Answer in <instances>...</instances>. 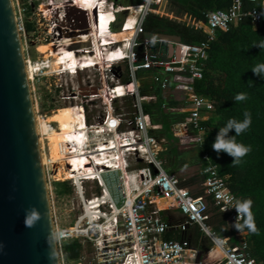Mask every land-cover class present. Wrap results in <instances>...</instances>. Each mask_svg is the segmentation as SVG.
Here are the masks:
<instances>
[{"label": "built area", "instance_id": "2783aa9c", "mask_svg": "<svg viewBox=\"0 0 264 264\" xmlns=\"http://www.w3.org/2000/svg\"><path fill=\"white\" fill-rule=\"evenodd\" d=\"M77 1L16 0L15 9L20 32H25L26 13L31 12V8L34 11L37 2L42 13L40 19L43 17L47 25L41 38L48 47L44 52L46 58L41 63L31 64L25 57L28 76H73L70 71L65 70V65L58 71H53V62L48 60V56L53 57V49L49 46L55 41L63 45L67 40L76 41L85 35H91L93 25L96 29V23L90 22L89 16L76 4ZM165 1L169 3V0H141L124 7L117 0H98L102 9L109 8L115 14L111 25L109 24L108 33L98 39L100 49L104 53H111L115 48L120 51L123 47L125 53L120 51L121 59L111 61L109 57L105 61L104 77L98 65H93L87 70L80 68L76 75L93 70L98 72L99 79L80 83L62 96L64 100H74L76 107L82 109L84 129L77 130L79 133L75 136V153L97 150L100 152L103 151L102 147L110 146L109 150H113L107 160L111 161L110 167L105 161L102 167L98 168L96 177L92 176L90 180L80 179L78 182L65 179L67 171L61 169L57 172V176L60 173L61 178L58 180L50 169L52 156L50 153L47 155L42 147L43 140L47 139V129L54 127L53 123H49L47 115L44 114V123L41 126V120L36 116L44 172L50 185L49 192L53 193L52 180L71 182L80 208V214L67 227H59L53 216L60 264H202L201 256L199 262L197 261L199 249L193 247L189 239L164 238L170 229L185 233L195 226L210 242V247L205 253L212 257V264H259L250 255L246 228L243 232H238L232 227L239 215L235 209L238 201L227 182L222 180L217 165L212 163L210 157L205 154L198 162V193L195 188L183 184V176L166 170L167 162L162 154L168 150V141L151 134L162 127L154 125L142 108L143 102L156 101V97L141 95L142 87L138 78L139 71H148L152 73L153 86L168 90L171 83H174L178 90L191 95L192 100L184 103L181 111L184 113V120L174 124L171 130L180 144L187 139H193L195 146L200 144L203 139L201 130L204 132V122L210 119L214 104L209 98L195 94L194 82L203 78L202 63L207 59L209 42L215 39L219 30L227 31L242 20V1L232 0L227 9L207 12L204 21H194L186 15L185 19H178L206 33L207 40L196 45L168 41L157 36H144V22L147 16H163L159 8ZM250 1L262 2V9H254L250 15L252 24L258 25L264 21V0ZM126 8L134 9L138 14L134 24L128 27L130 29H127V23L131 11ZM121 14L123 19L120 31L130 32V39L113 42L115 39L112 27L118 22V16ZM154 43L173 45L175 51L170 56L158 55L151 50ZM93 51L94 47L78 50V60L82 62L92 59H87V54L90 55ZM121 61L128 62L129 80L123 82L118 77L119 80L112 81L109 76L112 66ZM55 86L57 89H64L66 84L59 81ZM106 94L108 96L105 99L103 96ZM128 97L134 100L132 115L114 109L117 100ZM98 101L103 103L102 110L93 114L89 121L88 109L92 112L93 107L90 106L98 107L95 104ZM43 126L46 128H42ZM59 145L63 157L71 155L67 143L62 141ZM109 179L114 182L118 198L114 197L110 189ZM85 182H94L97 186V190L90 196L86 195ZM165 207L179 211L182 215L181 221L168 222L163 215ZM212 209H217L225 215L228 235H217L209 224ZM239 223L243 224L244 219L241 218ZM69 241H77L82 246L76 261H68L65 257L63 245Z\"/></svg>", "mask_w": 264, "mask_h": 264}, {"label": "trees", "instance_id": "16d2710c", "mask_svg": "<svg viewBox=\"0 0 264 264\" xmlns=\"http://www.w3.org/2000/svg\"><path fill=\"white\" fill-rule=\"evenodd\" d=\"M24 1V0H23ZM173 6L194 21H204L205 14L209 11L227 9L232 0H169ZM242 1L243 18L229 30H219L207 48V59L203 61V78L194 82L195 94L209 98L214 104L210 119L204 122L205 130L203 139L195 149L189 153H179L177 146L180 141L172 134V126L184 120L181 113L183 104L191 101L192 97L184 93L171 83L167 96L160 87L151 85L142 80L144 73L139 71L138 78L141 84L142 96H157V101L143 102L144 113L148 114L154 125H162L161 130L152 131L157 138L168 140V157L166 170L169 173L179 168H186L197 164L203 155H208L212 163L216 164L222 180L226 181L230 191L237 201H252L251 215L256 231H248L250 255L259 264H264V75L257 76L252 69L264 63V49L255 46L264 43V21L258 25L252 24L250 15L254 9L261 10L262 2ZM139 3L141 0H132ZM159 12L166 16H175L170 4L165 1ZM30 11L26 13L29 16ZM185 19V17H183ZM123 16H118V22L112 29L120 31ZM27 31L34 30L33 23H26ZM145 34H166L179 37L184 44L196 45L207 40V35L201 29L183 21L173 20L164 16L149 14L144 22ZM126 46V44H125ZM123 49V47H121ZM124 52V51H123ZM140 53V50L138 51ZM123 82L129 80V73L121 76ZM244 93L247 99L237 102L235 96ZM128 108L125 111L132 115L134 100L125 98ZM118 101V100H117ZM115 108L121 112L116 105ZM53 105H51V108ZM251 116L250 127L242 134L236 136L235 130L229 132V137L236 136V142L248 146L251 151L244 156L239 164L233 165L234 158L227 153H217L212 145L216 140L219 130L226 126L229 120L243 121L245 113ZM183 184H187L186 181ZM59 186L55 194L69 195L72 186L66 181L56 182ZM209 224L213 226L217 235L226 236L228 230L225 224V215L212 209ZM197 241L200 239V230L192 227ZM165 239L181 238L167 234ZM201 250L204 247L199 245ZM65 257L68 261H76L82 251V246L77 241H69L63 245Z\"/></svg>", "mask_w": 264, "mask_h": 264}, {"label": "water", "instance_id": "95a60500", "mask_svg": "<svg viewBox=\"0 0 264 264\" xmlns=\"http://www.w3.org/2000/svg\"><path fill=\"white\" fill-rule=\"evenodd\" d=\"M158 38L181 41L166 34ZM157 44L166 52L175 50L173 45ZM200 256L201 252L198 262ZM0 264H60L13 0H0Z\"/></svg>", "mask_w": 264, "mask_h": 264}, {"label": "rangeland", "instance_id": "374dc122", "mask_svg": "<svg viewBox=\"0 0 264 264\" xmlns=\"http://www.w3.org/2000/svg\"><path fill=\"white\" fill-rule=\"evenodd\" d=\"M13 3H14V7L16 8V0H13ZM30 10L33 11L32 8ZM32 11L30 12L29 16H26L25 18L26 20L25 32H20L25 57L26 59H29L31 61V64L32 62L41 63L46 58L44 57L45 56L44 52L48 48L46 46V43L41 40L43 33L46 32L47 25L43 17L42 19H40L42 13L40 12V7L38 2L36 3L34 9L35 12ZM15 12H17L16 9ZM163 16L167 18L171 17L165 15ZM29 17H31V19ZM170 19L177 20V19H183V17H181V13L178 12L176 17H171ZM27 22L34 24L33 31H27L26 29ZM97 39L98 37L94 36L96 56L94 55L93 57H91L92 59L84 60L82 62L78 60L77 52L74 49L70 48L68 50L61 51V47L59 46L58 41H55L54 44L49 46L53 49V54H52L53 57L48 56L49 58L48 60L53 62L52 70L58 71L59 69L62 68L63 65H65V70L70 71L73 74V76H69L68 74L61 76H53V77L50 75L37 76L35 74H33V76L31 75L29 76L35 114L36 116H39V119L41 120V122L39 123L42 126V123H44L43 117L45 114L47 115L46 117H48V122L53 123L52 125L54 126L47 129V134H45L47 139L43 140L42 147H43V151L47 152V155L50 153L52 156L50 169L55 173V174L53 173V175L54 177L58 178V180H60L61 178H59L60 173H58L57 176V172L61 171V169L67 171V177L65 179H74L77 182L80 179H85V178L92 179V176L96 177L98 173V168L102 167L101 166L103 164L102 160L107 157L110 159L111 155L113 154L112 152L113 150H109L111 148L110 146L102 147L101 150L103 151L100 152L99 150H97L96 152H89V153L85 152L82 154L75 153L77 148V146L75 145L76 143L75 133H77L78 128L84 129L83 119L81 118L82 109L76 107L77 105L74 104L75 103L74 100L67 101L62 98L63 95L68 94L72 90V88L77 86L78 84L87 83L92 80L96 81L99 79L98 72L93 70L86 71L84 73H81L80 75H76L80 68L83 70H87L88 68L93 67V65H98L100 69H102V76L104 77L105 61L109 57L111 58V61L121 59L122 54L125 53L123 52L122 48H120L122 54L120 51H117L116 48L112 50L111 53L101 52ZM85 46H90V43L86 42ZM158 46L159 45L157 43H154L151 45V49L156 50ZM128 73H129L128 62L121 61L113 64L112 73L109 76L112 79V81H117L119 80V78H121L120 75L125 76ZM59 81H62L66 84L64 89L56 88L55 85L56 83H59ZM120 91L121 90H119V92ZM106 96H108V94H106L103 97L106 99ZM95 104L98 107H94V105L90 106L93 107L92 112L90 111V109H88L89 121L92 119L93 114H96L97 112H100L102 110L103 103L101 101H98ZM51 105H53L52 106L53 108H51ZM116 105L120 108V110L123 111H126L128 108V103L126 99L118 100ZM114 109L116 110L115 104H114ZM37 128L39 133L38 122H37ZM42 128H46V127L43 126ZM39 140L41 144L40 134H39ZM62 141H64L70 146L69 152L71 155L67 157L62 156V151L59 145V143ZM102 145L103 144H100V146ZM42 147H41V151H42ZM42 157H43V152H42ZM93 159L95 160L94 163L95 164L97 163L96 165H98L96 169L91 168L92 167L91 161ZM77 172L80 173L78 176H76ZM66 182H68L70 186H72L71 182L69 181ZM54 183H56V180H52L51 189L53 193L52 194L50 193L53 216L54 219H56V222L59 227H67L70 226L74 222L76 217L80 214L79 203L73 188H72V193H70L69 195L63 194L57 196L55 194V189L59 188V186L54 185ZM84 189L86 191V195L90 196L92 192L97 190V186L94 182H85ZM49 190H50V185H49ZM207 241L210 244L209 240ZM212 262L213 260L210 254L208 253L203 254L202 264H212Z\"/></svg>", "mask_w": 264, "mask_h": 264}, {"label": "crops", "instance_id": "0c3cea01", "mask_svg": "<svg viewBox=\"0 0 264 264\" xmlns=\"http://www.w3.org/2000/svg\"><path fill=\"white\" fill-rule=\"evenodd\" d=\"M117 2L119 4H121L122 6L124 7H127V6H130V5H133V4H136V3H133L132 0H117ZM169 4L171 6V9L172 11L175 13V16H171V17H176L177 13L180 12L181 13V17H184L185 14L181 11H178L174 6L173 4L169 1ZM121 16H123L121 14ZM170 17V18H171ZM176 20V19H175ZM178 20V19H177ZM179 21V20H178ZM113 32L114 33H117L119 31H115L113 29ZM158 37V35H155ZM153 52L157 53L158 55H161V56H170L172 54L173 51H168L166 52V50L164 51V49H162L161 45H159L156 50H153L151 49ZM175 51V50H174ZM151 77H152V73L151 72H147V73H144L143 77H141L142 80H146L148 81L149 83L152 84V81H151ZM139 82H140V79H139ZM156 87V86H155ZM158 87V86H157ZM162 90V89H161ZM165 95L169 96L172 94V92L168 89V90H162ZM153 97H156V101H157V96L156 95H152ZM155 102V101H153ZM184 105V104H183ZM183 107V106H182ZM160 125V124H159ZM162 127V125H161ZM161 130V129H160ZM168 141V140H167ZM195 144H194V141L193 139H187L185 141L182 142V144H178L177 146V149L179 151V153H189L191 151H193L195 149ZM167 149H168V144H167ZM168 151V150H167ZM164 152L162 154L163 158H165L166 162H167V157H168V152ZM167 166V164H166ZM167 169V168H166ZM199 169H200V164L197 163V164H194V165H191L189 167H186V168H179L177 171L173 172V173H177L181 176H183L185 178L184 182L186 181V185H189L190 187H192L193 189L195 188V192L198 193L200 192L196 186H197V183L200 181V177H199ZM184 171V172H183ZM183 172V173H182ZM110 183V189L114 195V197L118 198V194H117V191H116V187L114 185V182L112 179H109ZM163 215H164V218L170 222V223H176V222H179L181 221L182 219V215L180 214L179 211L175 210V209H168V208H164V211H163ZM173 234V235H176L177 237H181V238H176L177 240H181V239H184V238H187L190 240L191 242V245L195 248H198L199 249V252H201V258L203 261V253L205 254V252L208 251V248L210 247V244L208 243V241L206 240V238L202 235L201 231V235H200V239L197 241V237H196V234L195 232L191 229H189L187 232L185 233H181L177 230H174V229H170L166 232L165 235L167 234ZM207 242V243H206ZM202 245L204 247V250H201L199 247V245Z\"/></svg>", "mask_w": 264, "mask_h": 264}, {"label": "clouds", "instance_id": "9594fccd", "mask_svg": "<svg viewBox=\"0 0 264 264\" xmlns=\"http://www.w3.org/2000/svg\"><path fill=\"white\" fill-rule=\"evenodd\" d=\"M262 49H264V43L255 45ZM252 71L257 75H264V63L256 65ZM247 99L246 94L239 93L235 96V100L237 102L244 101ZM245 119L243 121H236L234 119L229 120L225 127L219 130V133L216 137L215 142L212 147L217 153H227L231 157L234 158L233 165L239 164L241 159L246 156L251 148L245 146L243 144L237 143L235 137L245 132L251 125V116L249 113H245ZM235 130L236 136L229 137V132ZM201 135H203V130H201ZM251 205L252 201L247 200L243 202H237L235 209L238 212L237 222L232 225L238 232H243L245 228H247L251 232H255V224L253 221V217L251 215ZM243 218L244 223H239V220Z\"/></svg>", "mask_w": 264, "mask_h": 264}, {"label": "bare ground", "instance_id": "6f19581e", "mask_svg": "<svg viewBox=\"0 0 264 264\" xmlns=\"http://www.w3.org/2000/svg\"><path fill=\"white\" fill-rule=\"evenodd\" d=\"M76 4L81 8L82 12L85 13V15L89 16V20L92 24L96 23V29L93 25L91 35H88V36L85 35V37L80 38L76 41L67 40L66 42H64L63 45L59 44V46L61 47V51H65V50L72 48L77 53H78V50H84V49L89 50L90 48L94 47L93 53H90V55L87 54V59H88V58L93 57L94 55L96 56V49H95V45H94L95 44L94 43V36H97L99 39L100 37H104L108 33L107 30L109 29V24L111 25V22L113 21V17L115 18V14L109 8L102 9L101 5L98 4V0H78ZM126 9L128 11H131L129 19H128V23H127V29H130L128 27H130L134 24L135 20L137 19L138 14L134 11V9H131V8H126ZM130 35H131L130 32L119 31L113 35V39H115L113 42L126 41V40L130 39L129 38ZM86 42L90 43V46H85ZM69 46H71V47H69ZM101 52H102V50H101ZM120 92H122V90ZM78 133L79 132L77 131V133H75V134L77 135ZM39 142H40V140H39ZM41 157H42V151H41ZM42 163H43V157H42ZM111 165L112 164L109 163V167ZM85 179H87V178H85ZM87 180H90V179H87Z\"/></svg>", "mask_w": 264, "mask_h": 264}, {"label": "flooded vegetation", "instance_id": "af4514ba", "mask_svg": "<svg viewBox=\"0 0 264 264\" xmlns=\"http://www.w3.org/2000/svg\"><path fill=\"white\" fill-rule=\"evenodd\" d=\"M104 157H105V156H104ZM107 160H109L108 157H107V158H104V159L102 160V162H105V161H107ZM94 161H95L94 159L91 161V163H92V167H91V168H92V169H93V168L96 169V167L98 166V165H96L97 163H96V164L94 163ZM107 163H109V161H107ZM93 166H94V167H93ZM101 166H102V165H101ZM93 171H94V170H93ZM95 172H96V171H95ZM96 173H97V172H96ZM79 174H80V173L77 172V175H76V176H78ZM97 174H98V173H97Z\"/></svg>", "mask_w": 264, "mask_h": 264}]
</instances>
